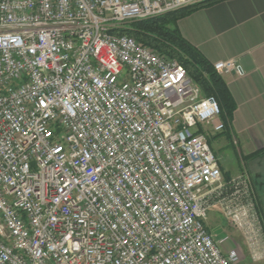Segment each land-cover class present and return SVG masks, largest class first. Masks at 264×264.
<instances>
[{
    "label": "built area",
    "instance_id": "1",
    "mask_svg": "<svg viewBox=\"0 0 264 264\" xmlns=\"http://www.w3.org/2000/svg\"><path fill=\"white\" fill-rule=\"evenodd\" d=\"M198 1L0 0V264H238L214 205L264 259L252 183L209 142L218 100L115 32Z\"/></svg>",
    "mask_w": 264,
    "mask_h": 264
},
{
    "label": "crops",
    "instance_id": "2",
    "mask_svg": "<svg viewBox=\"0 0 264 264\" xmlns=\"http://www.w3.org/2000/svg\"><path fill=\"white\" fill-rule=\"evenodd\" d=\"M178 27L213 64L232 59L241 67L240 72L222 74L236 105L231 135L244 155L264 147V0H219L180 18ZM258 165L252 189L260 194L264 208V157ZM235 243L232 238L224 250L234 247L242 254ZM245 251L254 261L247 246ZM241 261L238 264H249L248 258Z\"/></svg>",
    "mask_w": 264,
    "mask_h": 264
},
{
    "label": "trees",
    "instance_id": "3",
    "mask_svg": "<svg viewBox=\"0 0 264 264\" xmlns=\"http://www.w3.org/2000/svg\"><path fill=\"white\" fill-rule=\"evenodd\" d=\"M219 0H202L191 5L168 11L153 17L129 21L116 33L134 37L138 42L150 46L159 53L178 60L188 71L190 77L205 96H214L221 108V119L225 123L224 132L231 136V119L235 110V101L227 82L215 68L214 64L180 32L178 20L192 11L215 3ZM264 157V147L244 155L245 159ZM226 179L231 176L226 173ZM254 206L264 230V208L260 194L252 193Z\"/></svg>",
    "mask_w": 264,
    "mask_h": 264
},
{
    "label": "rangeland",
    "instance_id": "4",
    "mask_svg": "<svg viewBox=\"0 0 264 264\" xmlns=\"http://www.w3.org/2000/svg\"><path fill=\"white\" fill-rule=\"evenodd\" d=\"M207 133L213 152L220 157V165L224 177H226V173L232 178L246 175L252 183V176L256 177V172L259 169V158L251 160L245 159L241 150H238L239 146L235 144L232 135L229 136L224 131L215 132L212 127H209ZM206 223L212 233L215 234L220 232V235H222L221 237L229 235L235 239L238 244L237 246L243 249L242 254L240 253V261L242 259L241 262L247 258L249 264H262L264 262L251 261L245 251L246 244L243 242V237L240 232L229 225L227 219L223 215V212L216 206L210 208ZM225 246L228 247L229 242H226Z\"/></svg>",
    "mask_w": 264,
    "mask_h": 264
}]
</instances>
